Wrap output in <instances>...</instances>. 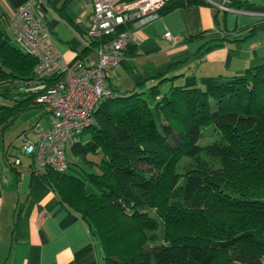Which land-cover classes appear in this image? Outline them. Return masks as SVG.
<instances>
[{
  "label": "trees",
  "instance_id": "16d2710c",
  "mask_svg": "<svg viewBox=\"0 0 264 264\" xmlns=\"http://www.w3.org/2000/svg\"><path fill=\"white\" fill-rule=\"evenodd\" d=\"M2 22L0 89H42L0 106V133L53 82L35 77L37 60ZM154 79L102 102L71 148L97 171L69 160L66 174L47 168L45 179L89 224L104 264H264V64L206 89ZM210 128L217 138L200 145Z\"/></svg>",
  "mask_w": 264,
  "mask_h": 264
},
{
  "label": "crops",
  "instance_id": "0c3cea01",
  "mask_svg": "<svg viewBox=\"0 0 264 264\" xmlns=\"http://www.w3.org/2000/svg\"><path fill=\"white\" fill-rule=\"evenodd\" d=\"M109 1L119 6L141 0ZM235 1L242 4L239 9L233 0H173L170 6H184L126 27L138 41L129 42L125 60L109 72L108 85L115 94L144 92L156 83L154 77L164 74L176 85L206 89L264 64V0ZM28 2L0 0V18L10 30ZM92 3L47 0L39 6L54 44L69 63L97 59L87 35ZM168 33L177 42L167 40ZM16 86L4 94L0 90V96H14L5 106L25 99L23 92L42 89L38 82ZM52 121L43 106L33 103L0 133V264H104L101 243L89 224L61 202L44 177L46 169L25 153L21 136L34 142L33 127L48 130Z\"/></svg>",
  "mask_w": 264,
  "mask_h": 264
},
{
  "label": "built area",
  "instance_id": "2783aa9c",
  "mask_svg": "<svg viewBox=\"0 0 264 264\" xmlns=\"http://www.w3.org/2000/svg\"><path fill=\"white\" fill-rule=\"evenodd\" d=\"M173 0H141L114 6L109 0H93L87 35L95 46L96 60L67 62L51 38V32L40 15L39 6L47 0H29L11 22L15 44L37 60L35 77L52 81L36 99L52 115V126L45 130L36 125L31 142L24 134L25 153L43 169L64 175L69 171L68 150L80 135L95 123L94 113L100 104L114 97L108 85L109 72L123 63L124 51L131 41H138L136 32L126 27L137 25L162 12ZM230 11L228 7H221ZM172 43L178 38L166 35Z\"/></svg>",
  "mask_w": 264,
  "mask_h": 264
},
{
  "label": "rangeland",
  "instance_id": "374dc122",
  "mask_svg": "<svg viewBox=\"0 0 264 264\" xmlns=\"http://www.w3.org/2000/svg\"><path fill=\"white\" fill-rule=\"evenodd\" d=\"M1 27H2V29L5 31V33L9 36V38H10L13 42H15V36H14L13 32L10 30L9 25H8L7 23H5V22H2V23H1ZM0 90H1V89H0ZM3 91H4V89L2 90V92H3ZM3 94H4V92H3ZM6 96H7L8 98H6V97H4V96H0V106H5L6 104H8V102H11V101H12L11 98L14 97L13 94H11V93H10V95H6ZM10 97H11V98H10ZM211 130H212L211 128L205 130V135H204V137L201 139V141H200V145H208V144H210V143H212V142L215 141V139L217 138V136H216V134H214V132H212ZM86 138H87V137H85V139H86ZM67 154H68V159H69L70 161H72L73 163L78 164L77 166L74 165V167H75L76 169H78V170H87V171H89V170H91V169L93 168L94 171H97V168H96V167H90V164L85 163V162L81 159V157H76V156H74V154L72 153V151L69 150ZM100 157H101L100 155H99V156L89 155V156H88V160L98 162V161L100 160ZM91 165H92V164H91ZM87 189H88L90 192H96L95 188H94L92 185H90V184L87 185Z\"/></svg>",
  "mask_w": 264,
  "mask_h": 264
}]
</instances>
